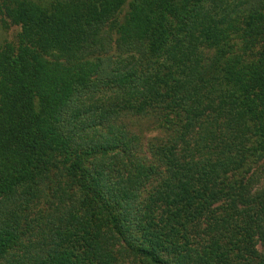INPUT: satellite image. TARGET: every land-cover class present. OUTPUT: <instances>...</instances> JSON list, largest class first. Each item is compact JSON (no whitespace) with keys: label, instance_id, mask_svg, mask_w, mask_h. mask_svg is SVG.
Here are the masks:
<instances>
[{"label":"trees","instance_id":"trees-1","mask_svg":"<svg viewBox=\"0 0 264 264\" xmlns=\"http://www.w3.org/2000/svg\"><path fill=\"white\" fill-rule=\"evenodd\" d=\"M0 20V264H264V0Z\"/></svg>","mask_w":264,"mask_h":264},{"label":"rangeland","instance_id":"rangeland-1","mask_svg":"<svg viewBox=\"0 0 264 264\" xmlns=\"http://www.w3.org/2000/svg\"><path fill=\"white\" fill-rule=\"evenodd\" d=\"M113 26L112 27H108L105 29V33L107 35V37H109L111 40L113 39ZM17 30L15 31V29L12 30H7L2 26L1 20H0V50L2 49V47L4 45H6V43L11 42L12 40L15 39V36L17 35ZM49 57L51 59L53 58H57V57H63L61 53H58L57 51H51L49 53ZM64 58V57H63Z\"/></svg>","mask_w":264,"mask_h":264}]
</instances>
